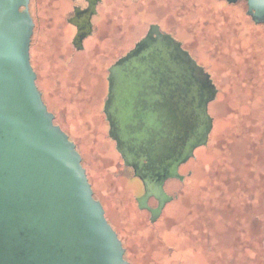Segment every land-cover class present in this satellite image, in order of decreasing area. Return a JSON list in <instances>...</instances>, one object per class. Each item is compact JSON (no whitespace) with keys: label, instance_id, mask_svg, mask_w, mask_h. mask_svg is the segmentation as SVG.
<instances>
[{"label":"rangeland","instance_id":"obj_1","mask_svg":"<svg viewBox=\"0 0 264 264\" xmlns=\"http://www.w3.org/2000/svg\"><path fill=\"white\" fill-rule=\"evenodd\" d=\"M108 2L102 34L122 32L129 38L145 32L150 22L160 23L188 44L218 88L207 145L194 150L184 180L168 184L175 198L151 223L136 205L138 180L118 178L124 172L113 168L112 143L90 112L105 90L100 62L107 52L79 54L67 66L61 58L72 52L70 28L59 25V32H51L48 23L43 29L47 16L43 10L36 14L30 48L36 84L81 155L125 259L129 264H264V23L251 21L244 1ZM88 59L92 88L81 82ZM86 99L90 109L83 106Z\"/></svg>","mask_w":264,"mask_h":264},{"label":"water","instance_id":"obj_2","mask_svg":"<svg viewBox=\"0 0 264 264\" xmlns=\"http://www.w3.org/2000/svg\"><path fill=\"white\" fill-rule=\"evenodd\" d=\"M225 1H244L252 22L264 23V0ZM28 6L29 0H0V264H129L94 197L81 155L54 123L36 84ZM80 42L77 34L76 47ZM137 46L110 69V114L117 131L109 135L117 140L124 165L141 179L144 193L136 201L150 212L153 223L173 199L164 182L183 181L179 165L207 145L213 126L207 104L216 88L181 43L160 33L156 24ZM163 75L172 85L161 82ZM170 89L177 102L175 117H191L194 128L164 127L167 116L154 104L163 103ZM166 136L174 143L170 153L147 167L149 148L164 147ZM150 197L157 199L156 208L147 205Z\"/></svg>","mask_w":264,"mask_h":264},{"label":"flooded vegetation","instance_id":"obj_3","mask_svg":"<svg viewBox=\"0 0 264 264\" xmlns=\"http://www.w3.org/2000/svg\"><path fill=\"white\" fill-rule=\"evenodd\" d=\"M121 1L122 0H114V4L121 3ZM41 4L43 5V9L40 8ZM111 4L112 3L108 2V0H29L28 8H29V13H30L32 20H33V23H34L33 33L36 32V30H37V28H36L37 27V19H36L37 15L36 14L41 10H43L44 14L47 16L46 23L43 24V29H44L45 25H47L48 23H50L51 32H59L58 31L59 25H62V26L66 25L70 28L71 35L67 37V44L69 45L72 52H70L69 54L63 55L61 58V59L66 58L65 64H67V66L69 64L72 65L76 59H79L81 56L79 54H85V53L88 54V53H90V51H92L94 49H96V51L99 53L98 55H100V53H103V52L106 53L107 52L106 57L103 58V60H101V62H100V63H102L103 70H104L105 90H104L103 95L101 97H99V99H98L99 105H98L96 110H92V109L88 108L89 107L88 106V100L89 99H86L87 102L84 101V102H86V104L83 106H85L86 109H90V112L93 114V116L98 117L99 121H96V119H94L95 122L98 124V127H100L101 131H105L107 133V139H109L112 143L111 150H112V152H114L115 160L117 159V162H115L113 164V168H114V170L118 169V170L124 172L121 174V176H118V178H125V179L128 177L136 178L138 180L140 187H141V192L138 195V197H140L144 193L143 183H142L140 178L134 176V168L132 166L124 165L123 159H122L120 153L116 149L117 140L113 139L109 135L111 130L113 132L117 131V129L114 127V122L111 120L112 116L110 114V107L112 106L111 96L109 94L110 82L108 80V77L110 75V69L114 65H116L120 59L129 57L135 50H137V48H138L137 43L147 35L148 30L150 28V25H152V24H154V25L156 24L158 26V30L160 33L168 34L171 37H173L176 41L180 42L181 47L184 50H186L191 55V57L193 59H195L197 64H199L200 66H202V65L200 63H198L196 58L193 56L188 44H186L177 35L176 32L171 31L170 28L166 29V28L162 27V25L160 23H157V22L148 23L147 29L145 32H142L140 34L134 33L129 38H127V35H125L122 32H117V34H114V36L111 34V32L107 33V34H102L101 32L104 31L102 29V27H103L102 23H105L104 13L106 12V10H108V6ZM87 15L89 17H88V19H85L87 17ZM256 25H259V24H256ZM40 29L43 30L42 27H40ZM33 33L31 36L30 48H32ZM77 34H79L81 36V42H80V44H78L79 45L78 47H76V45L74 44V37ZM153 37L155 38L156 35L154 34ZM190 38H191V36H190ZM112 54H113V56H112ZM100 56H102V55H100ZM100 56H99V58H100ZM82 57H85V56H82ZM30 63L32 65V67L34 68L35 67L34 66V58H33L32 54H30ZM86 66L84 64V67H86L87 70L85 71L83 69L82 77L84 80L81 82L83 85L86 82L88 84V86L92 88L91 75L88 76V73H89L88 70H91V66H92L90 59L86 60ZM202 67L204 68V70L206 72L209 73L210 78H211V82L215 85V88H216V93H215L214 99L209 101L207 104V112L211 116L210 105L212 102H214L217 99L218 88H217L216 83L214 82V79H213L211 73L209 72V70L206 69V67H204V66H202ZM34 71L36 72V75H37V71L35 69H34ZM168 72H170V71H168ZM37 80H38V75H37L36 81ZM169 80H170L169 76L166 77L165 75H163L161 78V82L163 84H167L166 86L172 85V83L171 84L169 83ZM39 90L41 92L42 99L45 103L44 91H42L41 89H39ZM174 94H175L174 90L170 89L168 92V96L164 97L163 103H155L154 104V108L156 110L163 111V113L167 116V121L169 124L164 125V127L167 128L169 131H172L173 129L180 131V130H185V129L187 130V129L194 128L195 124H194V121L192 120L191 117L183 115L182 113H180L181 117H179V118L175 117L176 113H177V110L175 109L177 102L174 101V97H175ZM49 111L54 114V123L58 124L65 131L63 126L60 123L56 122L57 115L52 110H49ZM212 123H213V118H212ZM212 128H213V126H212ZM163 140H164V147L157 146L158 148L156 150H152V147L149 148V151L147 152L149 159H146L144 161V164H146L147 167H150V165H148L149 161L150 162H156V161L160 160L161 157H165L168 153H170V147H172L174 145V143H172V141L169 140L168 136L163 138ZM160 153H161V155H159ZM190 159H192V158H190ZM189 160H187L185 163H182L178 167L179 174L183 175L184 178H185V175L182 172L184 171V166L189 162ZM125 172H127L128 175H126ZM175 180H178V179L169 178L164 182V185H163L165 192L168 195L173 196V199L175 198L174 192L169 190L167 186H168V184H170V182L175 181ZM170 202H168V203H170ZM168 203H166L164 205L161 214L163 213V211H164V209ZM136 205L138 207L137 201H136ZM147 205L151 208H156L158 205V201L154 197H150L147 200ZM138 209L142 212H145L147 214L148 220L150 221V215H151L150 212L145 208L140 209L138 207ZM161 214H160V216H161ZM159 217H158V219H159ZM117 234H118V232H117ZM118 237L120 238L119 234H118Z\"/></svg>","mask_w":264,"mask_h":264},{"label":"trees","instance_id":"obj_4","mask_svg":"<svg viewBox=\"0 0 264 264\" xmlns=\"http://www.w3.org/2000/svg\"><path fill=\"white\" fill-rule=\"evenodd\" d=\"M126 254H124V258H125Z\"/></svg>","mask_w":264,"mask_h":264}]
</instances>
